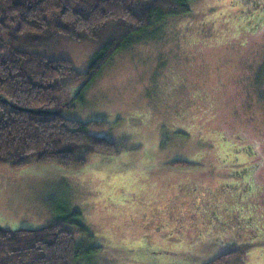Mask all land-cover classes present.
Returning a JSON list of instances; mask_svg holds the SVG:
<instances>
[{"label": "rangeland", "instance_id": "374dc122", "mask_svg": "<svg viewBox=\"0 0 264 264\" xmlns=\"http://www.w3.org/2000/svg\"><path fill=\"white\" fill-rule=\"evenodd\" d=\"M255 6L264 12L262 0H195L190 13L130 35L135 42L87 88L59 82L45 109L106 121L99 134L118 150L69 168L0 163V228H38L78 211L91 239L68 225L85 250L73 264H264V15L254 24ZM48 19V32L19 48L67 58L81 71L122 33L114 25L75 39L56 32L55 14ZM244 167L253 174L241 198L228 185ZM202 193L207 224L179 235L168 231L172 222L157 229L159 219L196 211ZM239 212L258 230L240 227Z\"/></svg>", "mask_w": 264, "mask_h": 264}, {"label": "trees", "instance_id": "16d2710c", "mask_svg": "<svg viewBox=\"0 0 264 264\" xmlns=\"http://www.w3.org/2000/svg\"><path fill=\"white\" fill-rule=\"evenodd\" d=\"M193 1L0 0V163L69 168L83 166L91 154H115L118 144L99 134L109 127L106 121H80L45 108L56 102L59 82H80L87 88L117 52L135 42L130 35L137 37L160 19L190 13ZM50 14L56 15V32L62 36L80 39L114 25L122 33L104 43L87 70L81 71L67 58L19 48L31 35L48 32ZM250 15L257 25L264 12L256 6ZM80 216L74 211L47 226L0 228V264H73L84 258L85 250L72 242L68 228L74 224L85 243L91 239ZM95 248L86 252L87 257Z\"/></svg>", "mask_w": 264, "mask_h": 264}, {"label": "flooded vegetation", "instance_id": "af4514ba", "mask_svg": "<svg viewBox=\"0 0 264 264\" xmlns=\"http://www.w3.org/2000/svg\"><path fill=\"white\" fill-rule=\"evenodd\" d=\"M262 1H264V0H262ZM236 2H239V4H240L243 2V0H236ZM255 7L253 9L256 10ZM235 172L237 173L238 182L229 184L228 186L230 187V189L228 191L232 190L233 192L237 193L238 196H240L242 198L251 188L250 179L252 177L253 171H252V169L249 170L246 167H244L242 170L235 171ZM207 197H208V195L203 194V193L196 197V199L194 200L195 208L198 209V210L196 209V211L195 210L194 211L190 210V211H186V212L182 211V213L179 214V216L175 215V218H173V220H170L168 216H167V218L157 220L156 222H159L158 223L159 225H157V229L159 228V230H164L165 228L170 226V222H172L171 225L174 224L175 229L171 228L168 231L172 232V233H174V231H176L177 233L174 235H179L183 232V230L187 226L194 225L195 222L198 224H207L206 216L209 214H205V211L201 212V209L206 208V206H207ZM169 216L172 217V215H169ZM234 217H235V220H237L238 223L240 224V227L249 229L250 231H253L254 229L258 230L257 228L247 226V224L249 222V218H243L240 212L238 214L234 215ZM215 219H218V215L216 214V212H212V215H210V218L208 221L209 222L213 221L212 223H214ZM173 237H175V236H173ZM168 252H170V251H168Z\"/></svg>", "mask_w": 264, "mask_h": 264}, {"label": "crops", "instance_id": "0c3cea01", "mask_svg": "<svg viewBox=\"0 0 264 264\" xmlns=\"http://www.w3.org/2000/svg\"><path fill=\"white\" fill-rule=\"evenodd\" d=\"M0 215H1V217H2V220H3V219L5 218V216H6V215L4 214V212L1 211V208H0ZM32 225H33V224H32ZM32 225H31V226H32Z\"/></svg>", "mask_w": 264, "mask_h": 264}]
</instances>
